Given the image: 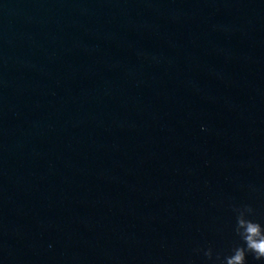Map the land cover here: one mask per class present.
I'll list each match as a JSON object with an SVG mask.
<instances>
[{
  "label": "water",
  "instance_id": "1",
  "mask_svg": "<svg viewBox=\"0 0 264 264\" xmlns=\"http://www.w3.org/2000/svg\"><path fill=\"white\" fill-rule=\"evenodd\" d=\"M246 221L264 0H0V264H232Z\"/></svg>",
  "mask_w": 264,
  "mask_h": 264
},
{
  "label": "clouds",
  "instance_id": "2",
  "mask_svg": "<svg viewBox=\"0 0 264 264\" xmlns=\"http://www.w3.org/2000/svg\"><path fill=\"white\" fill-rule=\"evenodd\" d=\"M247 210L251 211L252 209L247 208ZM242 215L243 212H241V217ZM239 235L245 246L233 251L235 259L232 264H247L248 253H253L257 260H264V226L256 222L246 221L243 224V231ZM205 255L211 259L212 250L209 249Z\"/></svg>",
  "mask_w": 264,
  "mask_h": 264
}]
</instances>
